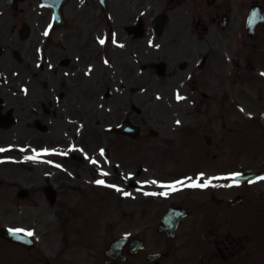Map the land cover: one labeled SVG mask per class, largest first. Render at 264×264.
Masks as SVG:
<instances>
[{
    "label": "rangeland",
    "instance_id": "obj_1",
    "mask_svg": "<svg viewBox=\"0 0 264 264\" xmlns=\"http://www.w3.org/2000/svg\"><path fill=\"white\" fill-rule=\"evenodd\" d=\"M200 5H196L197 17L204 19L206 6L202 4L199 8ZM182 10L186 11V8L182 6ZM65 12L73 23L50 33L51 71H45L41 54L38 60L44 66L35 67L33 57L24 59L15 80L9 79L0 68V116L5 115L4 119L0 118V148L5 149L0 152V181L5 187L0 188V193H16V181H23V187H29V181H47L51 164L65 168L70 181L80 179L96 183L103 180V191L110 195L113 207L109 217L102 219V248L124 235L140 237L146 240L145 252L117 264H151L146 253L165 251L167 247L168 238L158 232V227L168 207L190 204L191 188L177 184L178 190L171 191L162 185L178 181L190 183L187 178L195 180L201 173V181L210 178L224 181L238 168H227L223 158L215 159L228 145L227 141L235 150L240 145L254 144L234 140L236 136L229 137L232 123L234 131L237 129L233 120L239 115L238 105L221 107L215 100L214 106L212 101L214 97L229 96L234 92L232 85H225L221 92L217 84L205 87L192 83L200 68L198 63L199 67L191 71L192 63L202 59V54L199 56L194 46H191L189 62L186 61L188 68L184 69L179 61L172 63L169 57L167 60L165 55L160 56L159 38L151 36L150 32L147 38H143L148 43L147 67L142 69L135 65L133 72L125 71L119 60L123 64L125 61L135 62L129 52L135 49L129 46L131 35L127 30L133 21L124 22L130 17L128 12L113 5V0H110L111 15L108 17L97 0H72ZM40 13L45 12L39 10L35 22L42 43L49 30V21L48 18L45 23L40 21ZM183 28L188 29V26ZM203 33L198 28V36ZM87 34L90 37L96 35L97 41L103 39L105 43L99 46L94 43L93 54L92 50H86L84 59L89 60L83 61L78 55L85 50L81 41H87ZM177 42V47L184 44L183 41L181 44ZM118 50L124 51L125 56L117 55ZM93 55L95 59L88 57ZM68 59L73 63L67 66L64 63ZM216 61L215 57L214 63ZM161 62L166 64L165 71L158 70ZM244 78L247 88L243 98L255 101L252 110L246 108L247 114H255V76L245 74ZM45 82L48 83L46 87ZM177 94L185 99L178 101ZM73 114H78L79 118ZM244 115L245 112L239 119H248ZM128 117L142 127L143 132L136 139L116 135L110 130ZM153 131L157 134L153 135ZM73 153L79 154V160L72 157ZM30 156L36 158L27 159ZM73 160L79 161L80 165L75 164L72 168ZM197 189L199 194L204 193L203 189ZM34 213L38 216L37 211ZM110 223H113V231H109ZM246 223L255 226L250 233L256 237V245L261 246L264 243V218L251 214ZM61 240L60 237L57 242ZM179 243L174 239L171 249L176 250V255L166 264H173L178 259L181 264L192 260L191 250L185 244L181 249ZM258 257L256 261L246 260L243 264H264V246Z\"/></svg>",
    "mask_w": 264,
    "mask_h": 264
},
{
    "label": "flooded vegetation",
    "instance_id": "obj_2",
    "mask_svg": "<svg viewBox=\"0 0 264 264\" xmlns=\"http://www.w3.org/2000/svg\"><path fill=\"white\" fill-rule=\"evenodd\" d=\"M198 3L206 6L204 19L197 17ZM113 5L129 13L125 23L133 21L127 30L134 40L132 43L129 39L128 43L135 49L129 50L135 62L125 61L123 64L119 60L125 71L133 72L135 65L142 69L147 67L149 52L144 39L150 35L149 26L151 33L159 36L160 56L165 55L167 60L169 57L172 63L179 61L181 68H188L191 46L199 56L202 54L201 61L193 62L190 68L192 71L200 64V76L196 75L197 80H192L200 86L222 85L229 80L228 57H235L243 65L246 60L254 63L251 72L257 74V113L248 122L243 119L236 139L252 142L254 146L240 145L236 150L232 146L227 147L223 158L229 168L236 166L240 173L264 171V0H113ZM41 9L45 13H40V21L45 23L46 18L50 21L42 43L39 42L35 22ZM134 9L140 12L135 13ZM51 16L52 9L41 6L39 0H0V57L3 58H0V68L9 79L18 78L20 64L30 57L35 59V67H43L44 62L45 71L52 70ZM159 16L164 18L160 33H157L155 21ZM72 23L68 19L64 28ZM185 25L188 29L183 28ZM26 28L28 33L23 37ZM198 28L204 31L200 37ZM92 37L87 34V41H81L85 50L82 49L78 56L83 61L89 60L84 59L86 50H92L93 54L94 43L100 44L96 35ZM177 41L180 44L183 41V46L177 47ZM39 54L42 62L38 60ZM116 54L125 56L126 53L118 50ZM88 57L95 59L96 56ZM215 57L217 64L214 63ZM72 63L73 60L68 59L64 64ZM214 64L216 69L212 68ZM165 69L166 64L161 62L158 70ZM244 75L236 79L239 84L246 82ZM43 85L46 87L47 84ZM73 115L79 118L78 114ZM72 157L79 160L80 156L73 153ZM72 162V168L75 164L80 165L79 161ZM50 169L47 181H29V187H23V181H16V193H0V264L117 263L119 260L111 259L108 248L105 246L103 249L101 242V219L109 217L113 207L110 195L105 194L95 181H70L65 168L58 164H51ZM248 181H240L239 185L232 181H212L211 186L203 189L204 193L199 194L198 189L191 190L190 204L187 203L189 207L186 208L188 215L181 221L174 238L180 241L181 249L183 244L188 248L194 246L197 254L193 264H243L246 260L260 258L264 243L256 245V237L250 233L255 226L246 221L251 214L264 218V204H259V201H264V179ZM3 187L4 183L0 182V188ZM32 209L38 212V216ZM234 216L239 219L238 227L230 222ZM109 227V231H113V223ZM10 229L29 230L35 235L17 239L15 235L6 234ZM60 237L62 240L57 242ZM167 241L160 259L151 264H166L172 254L176 255V251L171 249L172 240L168 237ZM130 251L131 243L128 242L125 253ZM142 251L128 256L129 260ZM173 264L181 263L178 259Z\"/></svg>",
    "mask_w": 264,
    "mask_h": 264
},
{
    "label": "snow or ice",
    "instance_id": "obj_3",
    "mask_svg": "<svg viewBox=\"0 0 264 264\" xmlns=\"http://www.w3.org/2000/svg\"><path fill=\"white\" fill-rule=\"evenodd\" d=\"M45 35H47V32L45 33ZM101 44H104L105 41L103 39H101L99 41ZM113 43H115V39L113 38ZM121 47H123V45H120ZM264 75V74H262ZM177 100H183L185 99V97L180 96L179 94H177ZM177 123L179 124L180 122L177 121ZM5 151V149L0 148V152ZM103 154V150L102 153ZM35 156H30L27 157V159H35ZM93 163H96L95 160H93ZM102 175H107V173H102ZM188 180H191L190 183H186L185 181H178L175 184H170V185H162V187H167L169 189H171V191H177V184H180L184 187H188V188H208L209 186L212 185V179H219V178H210L208 180H205L203 183H201L200 181L203 179V174L201 173L195 180H192V178H187ZM229 179L232 180L233 184L235 185H239L240 181H241V174L240 173H235L233 174L231 177H229ZM260 179H264V177H261ZM249 183H252L254 181H248ZM97 184L99 185H103L105 184V181L103 180H97L96 181ZM155 183V182H153ZM109 187H115L114 185H108ZM227 186H232V185H227ZM117 191H120V189H117ZM148 195H156V193H147ZM124 195H130L129 193H124ZM160 195H167V193H160ZM11 234L15 235L17 237V239H24L25 237H33L35 234L33 231H29V230H23V229H10L9 230Z\"/></svg>",
    "mask_w": 264,
    "mask_h": 264
},
{
    "label": "water",
    "instance_id": "obj_4",
    "mask_svg": "<svg viewBox=\"0 0 264 264\" xmlns=\"http://www.w3.org/2000/svg\"><path fill=\"white\" fill-rule=\"evenodd\" d=\"M68 0H42L43 4H47L53 7L54 9V25L59 27L65 24L63 6ZM104 5L105 12L108 13L107 9V0H101ZM120 131L132 133V135L137 134L138 129L134 130L132 125L129 122L124 123L123 126L118 128ZM169 217V216H168ZM167 217V218H168ZM123 240H119L113 244V251L121 247ZM115 256V254H113Z\"/></svg>",
    "mask_w": 264,
    "mask_h": 264
},
{
    "label": "bare ground",
    "instance_id": "obj_5",
    "mask_svg": "<svg viewBox=\"0 0 264 264\" xmlns=\"http://www.w3.org/2000/svg\"><path fill=\"white\" fill-rule=\"evenodd\" d=\"M136 186H138V185L136 184Z\"/></svg>",
    "mask_w": 264,
    "mask_h": 264
}]
</instances>
